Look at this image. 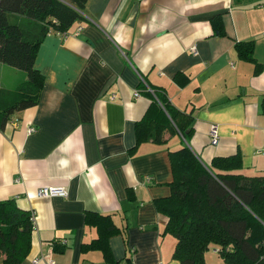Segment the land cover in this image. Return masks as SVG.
<instances>
[{
  "label": "crops",
  "instance_id": "1",
  "mask_svg": "<svg viewBox=\"0 0 264 264\" xmlns=\"http://www.w3.org/2000/svg\"><path fill=\"white\" fill-rule=\"evenodd\" d=\"M82 14L68 34L52 30L39 45L38 104L0 131V202L33 217L19 264H107L100 251L81 249L98 236L87 213L109 216L119 230L108 240L118 264H181L172 259L175 238L164 233L168 218L154 205L170 194L168 152L185 144L205 166L239 154L241 174L264 173V0H87ZM217 17L221 37L213 34ZM238 42L253 43L260 74L238 59ZM6 70L0 63L8 101L26 75L10 89ZM141 82L193 117L187 141L166 133L164 144L132 151L135 123L151 103L143 90L134 96ZM42 187L66 196L38 197ZM56 241L66 244L62 253ZM204 262L223 264L214 247Z\"/></svg>",
  "mask_w": 264,
  "mask_h": 264
},
{
  "label": "trees",
  "instance_id": "2",
  "mask_svg": "<svg viewBox=\"0 0 264 264\" xmlns=\"http://www.w3.org/2000/svg\"><path fill=\"white\" fill-rule=\"evenodd\" d=\"M87 0H0V63L25 73L26 81L13 97L0 98V131L10 117L38 104L44 77L34 67L39 45L49 32L68 34L82 22ZM213 34L224 36L220 18L211 20ZM239 60L254 64V75L262 65L253 58V43L238 42ZM151 100L143 117L135 123V147L147 142L165 143L164 135L180 134L185 141L193 133V117L174 108L156 88L141 82ZM0 95L5 92L0 91ZM8 94V92H7ZM170 194L154 201L158 212L168 218L164 233L175 238L172 259L181 264H205L204 254L216 248L223 264H264V173H240L239 154L215 157L204 166L187 145L168 152ZM85 224L97 230V238L82 245L83 252L98 250L107 264L112 258L108 240L119 233L109 216L87 213ZM33 230L32 215L12 200L0 202V260L19 264L27 256ZM65 243H52L62 253Z\"/></svg>",
  "mask_w": 264,
  "mask_h": 264
},
{
  "label": "built area",
  "instance_id": "3",
  "mask_svg": "<svg viewBox=\"0 0 264 264\" xmlns=\"http://www.w3.org/2000/svg\"><path fill=\"white\" fill-rule=\"evenodd\" d=\"M60 35L62 33H59ZM192 51L195 53V49L193 48ZM134 96L137 98L139 97V92L135 91L134 92ZM17 120H15L16 122ZM34 129L32 127H30L28 129V132H33ZM219 140L218 134H217V129L215 126H212L210 128L209 131V142L210 145L215 146L217 145ZM37 195L38 197H43V198H49V197H53V196H60V197H65L66 196V192L63 189H56L53 187H42L40 189H38L37 191ZM32 221H33V217H32Z\"/></svg>",
  "mask_w": 264,
  "mask_h": 264
},
{
  "label": "rangeland",
  "instance_id": "4",
  "mask_svg": "<svg viewBox=\"0 0 264 264\" xmlns=\"http://www.w3.org/2000/svg\"><path fill=\"white\" fill-rule=\"evenodd\" d=\"M6 69L7 70L3 76L5 83H9L7 88L13 89L17 84H19L25 79L24 72L15 68H10L9 66H6Z\"/></svg>",
  "mask_w": 264,
  "mask_h": 264
},
{
  "label": "water",
  "instance_id": "5",
  "mask_svg": "<svg viewBox=\"0 0 264 264\" xmlns=\"http://www.w3.org/2000/svg\"><path fill=\"white\" fill-rule=\"evenodd\" d=\"M205 166V165H204ZM206 167V166H205Z\"/></svg>",
  "mask_w": 264,
  "mask_h": 264
}]
</instances>
